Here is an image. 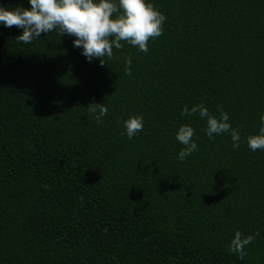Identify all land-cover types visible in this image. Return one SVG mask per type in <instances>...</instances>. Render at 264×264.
<instances>
[{"label": "trees", "instance_id": "1", "mask_svg": "<svg viewBox=\"0 0 264 264\" xmlns=\"http://www.w3.org/2000/svg\"><path fill=\"white\" fill-rule=\"evenodd\" d=\"M152 3L161 35L147 52L121 41L103 66L71 36L24 44L0 25V264H264V150L245 139L264 111V0ZM199 101L239 126L236 149L180 116ZM182 123L198 146L183 161ZM237 230L254 234L242 258L228 250Z\"/></svg>", "mask_w": 264, "mask_h": 264}, {"label": "clouds", "instance_id": "2", "mask_svg": "<svg viewBox=\"0 0 264 264\" xmlns=\"http://www.w3.org/2000/svg\"><path fill=\"white\" fill-rule=\"evenodd\" d=\"M164 21V14L154 7L152 0H27V6L0 4V25L4 28L15 26L21 29L15 36L18 42L28 44L41 36V33L47 34L55 30L59 36H71L72 46L79 48L80 54L88 62L96 59L101 66L105 64V57H112L113 48L119 50L123 47L121 41L140 52H147V42L161 35ZM124 64L127 74L131 64L129 56L125 57ZM88 111L100 122L107 108L102 103L95 102ZM193 114L204 120L203 131L209 139L214 134L226 133L232 142L231 147H238L239 126H231L228 113L222 107L218 106L213 113L203 101H199L180 109L182 117ZM122 123L123 134L131 139L142 129L143 116L140 113L129 114ZM193 133L190 123H182L176 127L174 136L182 145L176 153L177 159L183 161L197 150ZM245 139L250 150H264V111L260 112L257 131L247 135ZM253 235H242L239 230L235 231L228 250L242 258L243 248L253 240Z\"/></svg>", "mask_w": 264, "mask_h": 264}]
</instances>
